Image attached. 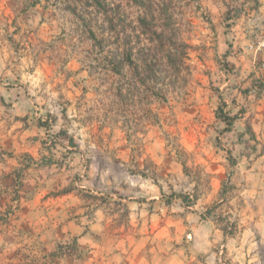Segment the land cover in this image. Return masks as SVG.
I'll return each instance as SVG.
<instances>
[{
  "label": "clouds",
  "instance_id": "obj_1",
  "mask_svg": "<svg viewBox=\"0 0 264 264\" xmlns=\"http://www.w3.org/2000/svg\"><path fill=\"white\" fill-rule=\"evenodd\" d=\"M0 264H264V0H0Z\"/></svg>",
  "mask_w": 264,
  "mask_h": 264
}]
</instances>
